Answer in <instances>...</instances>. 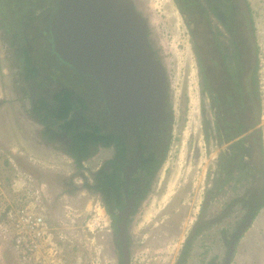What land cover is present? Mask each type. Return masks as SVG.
<instances>
[{"label": "rangeland", "instance_id": "rangeland-1", "mask_svg": "<svg viewBox=\"0 0 264 264\" xmlns=\"http://www.w3.org/2000/svg\"><path fill=\"white\" fill-rule=\"evenodd\" d=\"M14 1L0 2V264H42L14 252L12 236L5 231V212L30 204L37 211L43 210L57 242L50 255L43 253L44 264H119L117 238L111 232L99 194L80 188L84 183H94V173L112 153L108 148H96L82 168H75L62 152L65 142L44 138L42 125L35 121L36 113L31 112L26 96L16 92L22 87L11 85L20 70L16 68L17 60L10 56L7 31L19 33L25 27L15 22L13 14L27 21V31H39L44 25L41 18L51 10V0H20L17 6ZM133 1L148 21L149 42L164 67L171 132L163 163L131 218L129 264H221L226 254L224 234L229 239L236 216L243 217L246 212L237 200L228 214L231 202L243 195L248 198L254 189L245 185L247 181L239 178L233 167L224 172V167L216 166L220 151L208 131L205 109V89L209 87L206 79L209 78L210 88L218 90V70L209 63L206 51L212 46V42H205L209 36L204 29L209 12L205 13L203 5V9L194 5L189 11L184 10V17L175 0ZM193 1L203 4L201 0ZM211 2L216 8L228 7L226 0ZM240 3L242 39L250 45L251 60H256L262 149L261 165L257 157V168H263L262 177L257 179L258 195L260 183H264V0ZM29 9L30 15H24ZM48 69L43 70L49 73L50 80L61 81L80 92L81 81L72 78L70 71L66 69L61 75ZM100 106L89 102L90 120ZM96 124L103 127L100 119ZM50 127L58 131L56 124ZM217 175L224 178L223 184L214 180ZM261 190L264 199V185ZM253 222L240 230L228 264H264V238L258 239L255 234H264V219L251 227ZM198 226L203 228L194 236ZM188 238L192 239L190 251L181 262L179 255Z\"/></svg>", "mask_w": 264, "mask_h": 264}, {"label": "flooded vegetation", "instance_id": "flooded-vegetation-1", "mask_svg": "<svg viewBox=\"0 0 264 264\" xmlns=\"http://www.w3.org/2000/svg\"><path fill=\"white\" fill-rule=\"evenodd\" d=\"M55 1L51 0V10L45 12L41 18V22L44 25L39 31H27V21L20 18L17 14V16H13V19H15L17 24L19 23V26L25 27L19 33L12 29H8L7 31L9 38L7 41L8 46L12 50L10 51V56H14L17 60L16 68L19 67L20 70L15 75L16 78L12 79L11 85L14 87L19 84L17 86L22 87L16 89V92L23 95L22 97L26 96L31 112H33L34 107L44 104L47 109L54 113L60 105V102L56 98L60 91H72L73 96L70 98V103L74 106L72 118L82 128L90 124L97 125L98 119L102 121L103 127H99L101 133L107 134L111 138L107 148L112 153V157L108 160L106 167H108V170L111 169V160H116L117 167H120L121 178L124 184L123 207L127 199H130L133 194L136 203L138 194L145 186L147 172L145 168L147 167V163L150 162V159L154 161L160 159L167 147L166 140L171 132V112H169L167 105V95L166 105L161 111L155 112L153 110L151 116H149L150 114H138L125 122H115L106 110L96 83L82 76L80 73L69 69L52 52L51 37L48 33V15L54 10ZM201 1L203 4L192 0L195 6L201 9H203V6L208 8L207 10L204 8L205 13L209 12V17L205 20L204 26V29L207 32L209 31V36L208 39H205V42H212V46L206 50L208 52L207 59L215 71L217 72L218 70L216 76L218 90L210 89L211 84L205 89L206 125L210 126L208 131L211 133V137H213L215 147L220 151L219 156H217L219 158L216 157L218 159L216 160V166L217 168L219 166L224 167L226 172H229L232 169L231 167H233L238 177L247 181L245 185H250V188L254 189L248 195V198L245 195L241 198L239 197V206L241 208L243 206L246 210L245 215L243 217L236 216V220L234 221L235 227L228 235L230 238H224L226 236L224 234L222 239L223 244L226 246V254L223 255L221 264H228L233 254V248L240 238L235 237L244 227L243 225L252 222L255 217L254 213L253 218L248 220L247 214L250 211L257 212V210L264 208V199L261 194V189L264 185L263 181L260 183L258 195V190H256L257 179L263 175V168L260 166L262 158L259 151L257 152L256 147L258 140H261V124L258 122L259 94L256 60H251L253 54L251 53L250 45L247 44L246 40L242 39L240 0H226L228 2L226 9L216 8L211 0ZM221 1L225 2V0ZM135 8L141 13L136 5ZM30 12L31 9L27 12L29 14L24 13H26L25 15H30ZM218 39H220V42L217 41ZM209 53L212 55H209ZM47 67H49V72L58 71L61 72V75H65L64 71L66 69L70 71L72 78L81 81L80 87L82 89L80 88V92H76L70 86L63 85L61 81L50 80L49 73L43 70ZM62 68L64 70H61ZM216 92H218V96L216 95L217 98H213L212 94ZM63 97L64 94H61V99ZM89 102H91V105H101L95 108V118L93 120L87 117ZM38 111V114H35L36 116L45 114L44 110L39 109ZM38 120L37 117L35 121L42 125L43 132L44 126ZM49 124H53V122L50 121ZM56 139L62 140L67 145V137L64 132L58 130ZM257 157H260L259 168H257L259 164ZM219 161L220 164H218ZM214 180L216 181V177H214ZM248 189L246 188V191ZM126 195L128 198H126ZM232 208L234 209L235 205ZM133 216L130 214L128 218L130 221H127V240L129 246V225ZM108 218L112 227L111 232L116 236L117 233H114L112 220L109 216ZM116 245L118 250L117 257L119 256L118 262L120 264L121 257L119 251L121 252V249L117 242Z\"/></svg>", "mask_w": 264, "mask_h": 264}, {"label": "water", "instance_id": "water-1", "mask_svg": "<svg viewBox=\"0 0 264 264\" xmlns=\"http://www.w3.org/2000/svg\"><path fill=\"white\" fill-rule=\"evenodd\" d=\"M48 16L52 52L96 83L115 122L165 107L164 67L150 45L148 21L133 0H56ZM134 204L133 194L118 214L122 264H129L127 221Z\"/></svg>", "mask_w": 264, "mask_h": 264}, {"label": "trees", "instance_id": "trees-1", "mask_svg": "<svg viewBox=\"0 0 264 264\" xmlns=\"http://www.w3.org/2000/svg\"><path fill=\"white\" fill-rule=\"evenodd\" d=\"M4 1L5 0H0L1 4H3ZM18 1L20 0L14 1V4L16 6L20 4V3H17ZM175 2L177 3L178 9L180 10V12L182 13L184 17L186 16V13L184 10L189 11L191 10V7L194 6L192 0H175ZM5 6H8V5L5 4ZM26 13H23V14L25 15ZM13 15L14 17L17 16L16 13H14ZM63 68L61 70H64ZM202 69L205 70V68H203V65H202ZM206 80L210 84L209 78H207ZM61 94H64L63 99H61ZM212 95H213V98L214 97L217 98L218 92ZM72 96H73L72 91H60V93L56 96V98L60 102V105L54 113H52L51 110L47 109L44 106V104H41L38 107H34L33 112L37 113L39 112L38 111L39 109L44 110L45 114H43L42 116L41 114L37 115V117L39 119L38 121H40L44 126L42 135L46 137L48 140H50L51 142L55 139L57 132L53 131L50 125L56 124L58 130L64 132L65 136L67 137V145L63 147L62 150L69 155L75 168L80 169L82 168L83 163L94 155L96 148H99V147L107 148L108 144L110 143L111 138L108 137L107 134L101 133V130L99 126L97 125L90 124L84 128L79 126L78 122L72 118V114L74 112V106L70 103V98ZM50 121H52L53 124H49ZM258 151L260 154H262L261 140H258L257 152ZM165 152L166 150L164 151V154L162 157H160V159L155 160V161L150 159V162L147 163V167L145 168L147 170L146 178H145L146 179L145 186L143 187V189L140 191V193L137 196V201L131 212L132 216L135 214L139 202L143 200L145 196L147 195L150 181L154 177L156 172L160 169L163 163V160H164ZM110 163H112L110 170L105 169L108 164V161H107L103 165H101L98 168V170L94 173V176H93L94 183L92 185L84 183L80 188H85L87 190H93L99 194L101 201L103 203L104 209L107 215L112 220L114 233L115 232L117 233L118 232L117 224L121 220V218L117 215V213L118 212L120 213L122 211L123 205H124V192H123L124 184L121 178L120 167H117V161L111 160ZM216 178L217 180H219V182H222V184L225 181L224 178L222 179L220 177V175H217ZM237 200L239 199L238 198L233 199L231 204L235 205V203H237ZM232 209H233L232 206H230L227 213L230 214ZM254 213H255L254 211H250L247 214L248 220L253 218ZM129 221L130 220H128V222ZM202 228L203 226H198L197 228H195L193 231V235L196 236V234L200 232ZM221 232L225 233V230H222ZM239 237L240 236L237 235L235 238H239ZM191 241H192L191 238L186 239L182 247V250L180 252V258H179L181 262H183L187 258V255L191 247ZM116 242L120 246L119 241H116ZM119 254L121 257L120 251H119ZM120 264H122V262H120Z\"/></svg>", "mask_w": 264, "mask_h": 264}, {"label": "built area", "instance_id": "built-area-1", "mask_svg": "<svg viewBox=\"0 0 264 264\" xmlns=\"http://www.w3.org/2000/svg\"><path fill=\"white\" fill-rule=\"evenodd\" d=\"M35 205L15 206L5 212V231L12 236L11 243L14 252L30 256L35 262H46L44 254H49L55 249L57 242L52 229L47 223L45 213ZM59 238V237H58Z\"/></svg>", "mask_w": 264, "mask_h": 264}, {"label": "crops", "instance_id": "crops-1", "mask_svg": "<svg viewBox=\"0 0 264 264\" xmlns=\"http://www.w3.org/2000/svg\"><path fill=\"white\" fill-rule=\"evenodd\" d=\"M232 211H233V210H232ZM232 211H231V213H232ZM257 211H258V210H257ZM263 213H264V212H262V209H261V211L259 212L260 215H259V214L256 215L257 218L254 217V219H253L254 222L252 221V222H253V225H252L251 227H255L257 223L260 224V223H261L260 221H261V220L263 221L264 217L261 216V214H263ZM255 214H256V212H255ZM258 221H259V222H258ZM251 224H252V223H251ZM251 227H250V230L253 229V228H251ZM258 232H259V231H258ZM260 232H261V231H260ZM260 232H259L258 234H257V232L255 233V234L257 235L256 237H257L258 239H259V237H260V238H264V234L261 232V235H260ZM253 239H254V237H253ZM256 241H257V240H256ZM252 245H253V244H252ZM250 246H251V245H250ZM252 248H253V246H252ZM252 248H251V249H252Z\"/></svg>", "mask_w": 264, "mask_h": 264}, {"label": "clouds", "instance_id": "clouds-1", "mask_svg": "<svg viewBox=\"0 0 264 264\" xmlns=\"http://www.w3.org/2000/svg\"><path fill=\"white\" fill-rule=\"evenodd\" d=\"M99 148H101V147H99ZM103 148V147H102ZM62 152H64V151H62ZM65 153V152H64ZM65 154H67V153H65ZM67 156H69L68 154H67ZM70 158V157H69ZM107 162V161H106ZM128 246H129V243H128ZM129 254H130V246H129Z\"/></svg>", "mask_w": 264, "mask_h": 264}]
</instances>
